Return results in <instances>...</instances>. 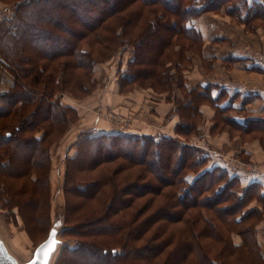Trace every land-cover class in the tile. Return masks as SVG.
<instances>
[{"label":"trees","instance_id":"obj_1","mask_svg":"<svg viewBox=\"0 0 264 264\" xmlns=\"http://www.w3.org/2000/svg\"><path fill=\"white\" fill-rule=\"evenodd\" d=\"M37 1L41 2L40 6L25 12L15 23H18L21 33H25L26 29L30 30V34H28L25 41L32 46L35 45L38 50L40 48L43 51V53L40 51L43 57L39 56L40 58L38 60L35 58V62H33L28 58L25 46H21L19 48L20 60H17V62L24 63L29 60L31 64L29 68H27L28 64L19 67L16 60H10L7 63L2 62L8 70H15L13 71L15 77L13 88L15 90L12 93L0 94L1 99H4V101L14 100L13 102H15L8 111L4 110V103H0V163L7 159V165L0 167L6 170H11L14 159L19 158H16L15 154L17 144L20 142L27 143V138L37 143L40 140L34 135L40 130L44 132L43 141L50 139V134H53V131H49V126H43L41 123L34 124L33 122L39 113L45 112V114H48V109L52 110V107H54L46 104L43 108V99L50 97L55 91H67L73 94L74 98H78L80 94H85L88 88L85 85L89 84L92 67L96 63L104 61L117 43L121 45L128 43L129 40L123 39L127 31L133 30L135 35H138L137 41H130L135 45L136 42H141L153 31H156L154 26L160 28L161 21L175 17L178 23L175 22L172 25L176 27V32L171 36L176 35L180 38L179 35L184 34V37L190 40V44L195 45L198 42L202 43L203 38L201 33L191 24L192 18L206 11H215L221 6V4L210 5L211 0H90V5L96 13L92 14L91 10L84 9L81 13L76 10L77 5L89 0H61L59 3L61 6H56V4L48 6L47 1L50 0ZM195 1H197V4ZM138 4H140L137 6L138 8H135L134 5ZM63 7L70 15L68 20L64 19L62 12H60ZM254 10L258 11L260 9L255 7ZM237 13L239 16L242 14L239 9ZM152 15L157 18L159 24L154 23L155 20L153 22L149 21V16ZM27 19L30 20L29 23L31 24L27 23ZM36 22L41 23L40 28L36 27L38 24L35 26ZM15 23L8 20L4 23L6 25H0V34L3 30L0 37L5 36L4 39H0V42L6 43L8 38H14L16 33L13 28H17L14 25ZM76 23L79 25V30L75 32V29H73L76 33L74 35L75 33L68 32L67 25H76ZM45 26L52 29V32L45 29ZM5 43L6 53L10 54L11 52L7 50V43ZM82 45H87V48L83 49ZM6 53H2V55ZM161 58H163V54H156L155 58L151 60V65L156 61L158 71L152 70L150 74H143V70L136 69L133 76H131V73L120 75L119 83H126L124 79L131 82L136 76V79L140 82L145 78L150 80L152 87L159 85L164 90L168 89V86L174 80L168 70L165 69L166 59L162 61ZM133 63L134 61L129 62V65ZM142 65L149 66V61L143 62ZM70 79L75 85L74 89L66 87ZM19 80L22 82L19 83ZM22 92H26V94ZM201 93L204 92L201 90ZM208 100L214 101L216 99L209 97ZM57 107L60 109V105H57ZM214 107H217L221 112L228 109H226V106L218 107L214 105ZM182 108L195 110L194 106H188L187 103ZM66 109L71 112L75 110L69 107ZM66 109L61 107L60 111H56L61 114L62 124L67 120L65 116ZM195 113H197L196 110ZM54 120L50 130H54V126L61 129L62 124L55 125ZM14 121H17L18 124L11 127ZM43 121L49 123V120L43 119ZM227 121L242 132L250 127L249 123L245 125L236 124L231 118ZM254 121L251 122L254 123ZM186 127V124H182L183 129ZM13 128L16 132H20V135L16 136V138H19L17 143H14L15 137H12ZM23 135L27 138L23 139ZM84 138L93 141L90 143L100 142L96 143L98 145L94 150L97 154L102 155L96 166L102 165L103 169L100 171L101 173L91 174L96 170V167H84L78 172L76 179L72 178L76 180V209H78L76 225H83L86 222L93 227L99 225L108 227V230L101 231L104 234L111 235L103 246L113 242L112 235L118 236L117 242L119 245L115 243L108 250L100 249L98 254H101L103 258H116L121 255V251L114 249V247H119L124 252L123 261H126L131 253L137 252L135 247L132 246L134 243L144 241L143 244L148 245L158 241L160 234L167 231L169 227L180 224L186 215L184 225L189 227V230L185 231L187 235L185 236L184 231L181 230L183 234L180 236L173 237L170 235L171 237L162 239L161 244L157 243L146 247L145 250L148 253L144 256L140 255L143 261L158 264L161 262L159 261L161 256V258L164 257L162 263L167 264L168 261L170 262L171 255L178 248L184 250V253H182V259L179 258L174 264H191L188 260L189 257H198L202 264H210L206 260V255L209 254L207 252L209 251L208 247L211 248V253L213 250L221 257L219 260H222L223 254L226 253L225 256L235 255L236 261H241L245 257L242 256L241 252L246 251L245 247L247 245L252 246L254 257L257 256L259 261L262 260L258 254L256 239L253 236L254 231L248 226L241 227L243 229L238 226L250 213L256 214L257 218L260 219L264 208L262 210H250L246 214L241 213L242 215L237 214L238 216L235 214L237 207H240L242 199L248 191H257L258 202L264 204V192L260 191V185L253 184L246 190H242L240 195H237L234 188L240 186L239 180L219 167L203 168L206 158L202 155H196L201 150L187 148L179 144L180 147L177 153L173 151L166 153L161 149L155 151L162 146L173 143L172 137L162 136L156 139L151 136L108 132ZM154 148L157 149L153 150ZM46 150L47 147L42 148V151ZM116 150L118 153L113 156L112 152ZM31 154L33 153L28 152V158ZM117 155H120V157ZM32 159L33 156H31V161H28L27 165H21L18 175L29 178L34 176V181L41 179L46 181L48 163H36L35 165ZM114 160L120 161L115 169L124 174H122L120 180H115L114 171L116 172V170L113 171L108 167ZM81 162V160H78L76 164L78 165ZM170 165H173L171 170H169ZM182 171L183 174H181ZM206 178H208V183L205 185L203 180ZM209 180H211L210 183ZM69 183H71V180ZM30 185L31 188L36 186H34V183H30ZM180 185L182 186L180 187ZM215 185L220 187L214 191L213 198L208 200L209 202L205 199L202 200L200 197L211 186L214 187ZM22 186L25 190V185ZM136 189L139 192L133 194L130 192V190ZM13 197L9 194V203L14 206ZM230 198H235V201H232L231 204L228 202ZM19 200L24 202L21 198ZM135 200H141L137 207H133ZM93 202L97 203L96 207L104 205L107 207L103 208L101 213H98V210L81 211L88 203ZM223 204L224 206H222ZM113 206H116L115 211L111 210ZM147 210L149 212L145 216ZM206 211L212 212V216L207 215ZM233 215L235 217L231 219ZM139 216H143L142 220L139 219ZM207 216L210 221L206 218ZM252 220L256 221L255 219ZM200 224L201 227L195 230L196 225ZM150 231L151 235H149ZM235 231L242 238V243L237 246H233L230 242V235ZM94 233L97 234V231L94 230ZM173 239L175 244L172 245V248L163 252L164 248L170 245ZM88 244L91 245V243ZM218 244H222L219 251L216 250ZM98 247H101V245L96 248ZM77 249L78 246L69 250L76 251ZM96 251H88V254L94 256V254H97ZM204 259L205 263L203 262ZM219 260L217 264H225L224 260H222V263ZM248 260H250L249 263L254 264L251 259ZM153 261L155 263H151ZM240 261L237 264H240Z\"/></svg>","mask_w":264,"mask_h":264},{"label":"rangeland","instance_id":"obj_2","mask_svg":"<svg viewBox=\"0 0 264 264\" xmlns=\"http://www.w3.org/2000/svg\"><path fill=\"white\" fill-rule=\"evenodd\" d=\"M60 2L61 0H52V2L50 0L49 2L47 1V5L54 6L56 4V6H61L59 5ZM40 3L41 2L37 0H0V25H6L4 23L8 20L15 23L18 21V18L23 16L25 12L29 11L31 8L40 6ZM195 3L197 4V1H195ZM219 4H221V6L218 7L217 10L206 11L197 17L192 18L191 24L193 25V21L202 15L208 14V17L213 18L214 16L216 18L223 19L225 24L224 22L213 18L216 19V21H219V26L223 28L222 32L227 34L233 32L234 29L239 26L243 27L244 32H255L258 28L264 27V10H254L255 7H259L258 5L254 3L248 4L247 1L245 3V0L210 1V5L212 6ZM139 5L140 4L134 6L135 8H138L137 6ZM235 6H237L236 10ZM64 8L65 7L61 8V11L58 9V11L62 12L64 19L68 20L70 15ZM247 8L249 12L247 11ZM84 9L91 10L92 14H96L95 11H93V7L90 5V0L88 2L85 1L76 7V10H79L80 13ZM238 9L242 12L240 15L242 18L237 13ZM246 13H248V15H246ZM28 19L26 20L27 23L30 21ZM149 19L150 22L155 20L154 23L159 24L155 16H149ZM175 22L178 23L175 17L161 21L159 24L161 26L160 28L154 26L156 31H153L151 35L141 40V42H136L135 45L130 41H137L139 38L138 35H135L133 30L127 31L126 36L123 39L126 41L129 40L128 43H124L123 45L117 43L110 51V55L108 54V56L105 57L106 59L104 61L96 63L92 67L89 84L87 83L85 85L88 87L85 94H80L78 98H74L72 96L73 94L67 91H55L50 97L43 99V108L46 106V104H48V106L52 105L54 107H52V110L48 109V114H45V112L39 113L33 122L34 124L41 123L43 126H49V131H53V134H50L49 136L50 139L43 141L42 137L44 132L41 130L37 131L34 135L38 140H40L38 142L36 141L37 143H34L30 138H27L25 135H23L22 138H27L28 142H20L17 144L18 146L16 148L15 154L16 158H19L14 159L11 170L2 169L0 167V241L6 251L14 259H16L19 264H22L30 259L31 253L35 247L45 240L48 231L52 227L57 229V237L60 241V244L58 245V248L54 253L53 260L50 264H150L143 261L140 257V255L144 256L146 253H148V251L145 250L146 247L150 245H156L166 237L180 236L183 234L181 230L184 231L185 236L187 235L185 231H188L189 227L184 225L186 221L185 215L180 224L169 227L167 231L159 235V242L154 241L148 245L143 244L144 241L134 243L132 246L135 247L137 252H133V254L131 253V256L129 255L126 258V261H123L124 252L119 247H114V249L116 248L117 251L122 252V254L118 255L116 258L105 259L101 254H98L100 249L108 250L111 245H114L115 243L118 244V236L112 235L113 242L103 246V244L107 239H109L111 235L108 233L104 234L101 231L108 230V227H103L102 225L93 227L86 222L83 225H76V213H78V209H76V180L74 179H76V175L82 170V168H86L88 166L96 167V170L91 174L101 173L100 171H102L103 166H96V163L101 160L102 155L97 154L94 150L96 145H98L96 143L100 142L90 143L93 141L85 139L84 137L101 134V129L103 127H106L107 130L109 128V130H113L111 128L116 127L118 128L119 132L128 130L141 131L144 130V127L146 126L134 123V121L147 119L151 123H158L159 126L158 129L149 128V130L145 128L147 131L145 133L158 131V134L154 136L156 139H159L164 135L166 136L169 133L173 136V143L171 142L168 144V146H162L159 149L154 148L153 150L157 149L155 151H160L161 149L166 153L171 151L177 153L178 148L180 147L179 144H182L187 148L190 147L195 150H201V152L196 153V155H202L206 158V162L204 163L205 166L203 168L208 167V169H211L216 167L214 165L218 163L217 159L219 158L222 161L229 162L234 167L264 171V167L260 166L261 164L264 165V162L259 161L257 158L250 157V155L245 156L242 151V153L237 152L240 145L244 146L249 144L256 140L257 137L263 140L259 141L261 144L264 143V131H260L261 135H258L257 133L258 129L256 126L258 123L254 124L253 126L255 129H253L252 132L255 134H250L252 132L248 133V131L242 132L240 129L235 128L229 121H227L232 115H235V112L219 111V109L214 107L213 103L208 100L207 95L201 93L199 85L193 86L190 82V78H187V74H189V76H191L193 79L195 76L199 78L203 77L205 79L210 78V74H212L214 69L217 67L218 59L215 57L212 59L205 58L203 56L204 50H206V53H208L210 56L217 53L218 51L220 52L222 50V47L220 46L224 45L225 48H228V46L231 43H234L235 40L233 41L232 39L224 37L222 40H216L214 41L215 43H211L210 45L205 44L203 41L202 43L198 42V44L192 45L190 44V40L184 37V34L179 35L180 38L176 37V35L171 36L176 32V27L172 26ZM14 25L17 27L16 29L13 28L16 35L14 38H8L6 40L7 50L11 52L10 54L6 53V48H4L5 42H0V94L12 93L15 90V88H13L15 82L13 71L15 70L12 68V70H8L2 62L7 63L10 60H16L17 62V60H20L19 48H21V46H25L24 48L27 51V56L33 62H35V58L38 60L40 58L39 56H42L41 52L43 53L40 48L38 50L35 45L32 46L30 43L25 41L28 34H30L29 29H26L25 33H21V30L19 31L18 28V23H15ZM40 25V22H36L35 24L37 28H40ZM69 25H67L69 29L68 32L75 33L79 30V25H77V23L76 25ZM139 27L140 24L138 29ZM45 29L52 32V29H49L47 26H45ZM73 29H75V32ZM2 33L3 30L0 35H2ZM74 35H76V33ZM1 38L4 39L5 36H1L0 39ZM8 44H10V46H8ZM82 47L83 49H86L87 45H82ZM2 53H6L7 55H2ZM156 54H163V58H161V60L163 61L166 59L165 69L168 70L169 74L173 77L174 81L170 83L168 89L164 90L163 87L159 85L152 87V82L150 80L145 78L140 82L136 79V76H134V80L131 82H128L126 79H124L126 83H119L120 87L118 86V95L120 97L124 96V100L121 101L122 104L119 105V108L115 110L109 107H103L104 105H102L100 100H98V92L103 91L102 87L107 85V82H109L111 77L116 75L120 81V75H128V73H131V76H133V73L136 71V69L139 71L143 70V74H150L152 70L158 71L156 68V61L151 65V60L155 58ZM133 61L134 63L129 65V62ZM147 61H149V66L142 65L143 62L146 63ZM26 64H28L27 68H29L31 65L29 60L24 63L17 62L19 67H23ZM220 64L226 67L228 66L225 62L224 64L223 62H220ZM20 82L22 81L19 80V83ZM66 87H70L72 89L75 88L72 79L69 80V82L66 84ZM137 88L147 90L151 92V94L154 93V95H156L155 97H157V95H163L166 98L170 108L168 107L167 113L163 119L158 117L159 114H162V112H158L161 110L163 103L159 105L156 101H148L146 105L145 102H147V99L151 98V94L145 98H142L141 103L138 102L133 96L135 94L134 90L136 91ZM104 90L107 89L104 88ZM22 93L26 94V92ZM86 99L87 105L97 110H93L95 113L93 115H96L97 117L102 115L104 118L113 121V124L110 127L105 122L104 124L92 123L91 125L81 123L79 115L76 110H74V107L79 101ZM13 101H4V99H1L0 97V103H4V110L6 111H8L10 107H13L15 103ZM152 102H155V105L149 104ZM185 103H187L188 106H194V109L197 111V113H195V110H192L191 108H182ZM57 105H60V109L61 107L64 109L69 107L74 110L71 112L66 109L65 116L67 120H65L63 124L61 120V114L56 112L57 110L60 111ZM117 113L131 121V128L123 124L122 117H120V115ZM245 117L249 119L248 116ZM43 119L49 120V123H45ZM172 119L177 121L173 133H171L168 129V122ZM53 120L55 125L59 126L62 124L60 127L61 129H58L57 126H54V130H50L52 128L51 124ZM166 123L168 125H166ZM16 124H18L17 121H14L11 127H14ZM182 124H186L187 127L183 129ZM96 127L98 130H91L95 129ZM164 128H167L168 130ZM58 130L62 131L58 132ZM17 135H20V132H16V130L13 128L12 137H15L14 143H17V140L19 139L16 138ZM45 147H47V150L42 151V148ZM187 151H189V149H187ZM28 152L33 153L31 156H33L32 161L35 165L36 163H48L46 181L43 179L34 181V176L29 178L27 176L18 175V172L20 171L19 169L22 167L21 165H27L28 161H31V156L28 158ZM115 153H118V151H113L112 155L115 156ZM215 153H218L221 155V157H217ZM117 156L120 157V155ZM262 159L264 160V158ZM78 160H81L82 162L78 163L77 165L76 162ZM119 164V160H114V162L110 163L108 167L114 171L116 170L115 167ZM3 165H7V159H4V161L0 163V166ZM172 167L173 165H170L169 170H171ZM183 173L184 172L182 171L181 174ZM186 173L188 174V172ZM114 174L115 180H120V178H122L124 175L122 172L119 173V170H116V172L114 171ZM70 180L71 183L68 184ZM203 181V183L206 185L208 183V178ZM210 182L211 180H209V183ZM30 183H34V186H36L31 188ZM22 185H25V190ZM181 186L182 185H180V187ZM218 187L220 186H211L210 189L207 190L200 198L202 200L205 199L206 201L211 200L214 196V191ZM242 188L243 187L241 186H235L234 189L237 192V195L241 194ZM262 190L263 188L260 186V191ZM130 192L133 194L139 191L136 189L130 190ZM9 194L14 196L12 198L15 201L14 206L9 203ZM257 196V191L246 192L244 198L242 199V204L240 207H237L238 209L235 214L242 215L241 213L246 214L247 212H250V210H262V208H264V204L262 203V205L258 202ZM19 198L24 200V202H21ZM140 201L135 200L133 202V207H137V204L140 203ZM232 201H235V198H230L228 202L231 204ZM95 205L97 206L96 202L88 203L81 211L98 210V213H101L103 208L107 207L105 205L102 207H96ZM222 206H224V204ZM115 208L116 206H113L111 210L115 211ZM148 212L149 210H147L145 216L148 214ZM205 213L212 216V212L206 211ZM254 215L256 216V214L253 213H250L249 216L247 215V217L241 224H239L238 227L243 229L241 227L248 226L254 231L253 236L254 239H256L258 254L262 260L259 261L257 256L255 258L252 246L249 247L247 245L245 247L246 251L241 252L242 256H245L244 258L246 259L243 258L241 261H236L235 255L225 256L226 253H224L222 260H224L225 264H237L239 261L240 264H252L249 263L250 260L248 259H251L254 264H264V211L261 213L262 217L260 219ZM233 217L235 216H231V219ZM142 218L143 216H139L140 220H142ZM206 218L210 221L208 216ZM252 219H255L256 221ZM200 227L201 224L196 225L195 230L199 229ZM94 230L97 231V234L94 233ZM149 235H151V231ZM230 242L233 244V246H237L242 243V238L237 231L230 235ZM88 243H91V245ZM173 244H175L174 239L170 245L164 248L163 252L171 249ZM100 245L101 247L96 248ZM76 246H78L76 251L69 250L75 248ZM221 247L222 244H218L216 246V250L219 251ZM208 249L209 251L207 252H209V254L206 255V260L210 264H217L221 257L213 250L211 253V248L208 247ZM95 250H97V254H94V256L88 254V251ZM182 253H184V250L177 248L176 251L171 255L170 262L168 261L167 264H174L179 258L182 259ZM163 259L164 257L161 258L160 256L159 261L161 262L158 264H164L162 263ZM256 259L257 261H255ZM188 260L191 262V264H202L198 257H189ZM222 260L219 261L222 263ZM203 262L205 263V259ZM151 263H155V261Z\"/></svg>","mask_w":264,"mask_h":264},{"label":"crops","instance_id":"obj_3","mask_svg":"<svg viewBox=\"0 0 264 264\" xmlns=\"http://www.w3.org/2000/svg\"><path fill=\"white\" fill-rule=\"evenodd\" d=\"M246 1L248 4L254 3L258 5L260 10L264 8V0H245V3ZM213 18L216 17L213 16ZM213 18L208 17V14H205L193 21V25L202 35L203 42H205V44L207 45H210L211 43H215L214 41L216 40H222L224 37L235 41L234 43H231L228 48H225L224 45L220 46L222 47V50L210 56L208 55V53H206V50H204L203 56L205 58L212 59L213 57H215L218 59L217 67L216 69H214V72L210 74V78L205 79L203 77L199 78L195 76V78L193 79L191 76H189V74H187V78H190V82L193 86L199 85V88L204 92V94L207 95L208 98L210 97L212 99H216L214 101H210L211 103H213V105H216L218 107L226 106V109L228 108V112H235V115H232L230 118L236 124L245 125L246 123H249L248 125L250 127L248 126L249 129L246 130L248 131V133L252 132V130L255 129V127H253L254 124L258 123L256 126L258 129L257 133L258 135H261L260 131H264V64L259 57L264 56V27L258 28L255 32H244L242 26H234L236 27L234 31L227 34L225 32H222L223 28L219 26L218 20L224 22L223 19L216 18L218 19L216 21V19ZM220 62H223V64L225 62L228 66L226 67L224 65H221ZM118 86L120 87L119 80L116 75H113L109 82H107V85H104L102 87L103 91L98 92V100H100V103L104 105L103 107H109L116 110L119 108V105L122 104L121 101L124 100V96L120 97L118 95ZM104 88L107 90H104ZM134 92L135 94L133 96L140 103L142 102V98H145L149 96V94H151V92L140 88H137L136 91L134 90ZM155 96L156 95L152 93L151 98L147 99V102L145 103L146 105L148 101H156L159 105L163 103L161 110L158 112H162L163 115L159 114L158 117H161L163 119V117H165L167 113L168 107L170 108V105L163 95H157V97ZM149 104L155 105V102ZM74 108L78 113L82 124H104L105 122L109 125V127L113 124V121L104 118V116L102 115H100V117L93 115L95 114L93 112L95 108L87 105V99L79 101ZM119 115L120 117H122L123 124L131 128V121L123 117L121 114ZM245 116H248L249 119H247ZM252 120H255L254 123L251 122ZM134 123L142 124L146 127H144V130L141 131L128 130L121 131L120 133L123 132V134L126 133L128 135L151 137H154L156 134H158V131L145 133L147 132L145 128L158 129V123H151L147 119H140L134 121ZM168 123L169 125L167 123L166 125H168V129L170 130V132L173 133L177 121H174L172 119ZM96 129L97 127L91 130L93 131ZM109 129L107 130L106 127H103L101 129V132L116 133V127L111 128L113 130ZM250 134L255 133L252 132ZM166 136L173 137L170 133ZM259 141L263 140L257 137L256 140L252 141L249 144H246L244 146L240 145L237 152H243L245 156L250 155V157L257 158L259 159V161L264 162V160L262 159L264 158V143L261 144ZM215 154L217 155V157H221V155H219L218 153ZM217 161L218 163H216V165L214 166L226 170L231 176H235L239 180L240 186L243 187L242 190H246L253 184H258L262 186V191L264 192L263 170H251L242 167H234L229 162L222 161L219 158L217 159ZM260 166L264 167L263 164H261Z\"/></svg>","mask_w":264,"mask_h":264},{"label":"water","instance_id":"obj_4","mask_svg":"<svg viewBox=\"0 0 264 264\" xmlns=\"http://www.w3.org/2000/svg\"><path fill=\"white\" fill-rule=\"evenodd\" d=\"M57 229L50 228L45 240L35 247L30 259L22 264H50L53 260L60 241L57 237ZM0 264H19L4 248L0 241Z\"/></svg>","mask_w":264,"mask_h":264},{"label":"built area","instance_id":"obj_5","mask_svg":"<svg viewBox=\"0 0 264 264\" xmlns=\"http://www.w3.org/2000/svg\"><path fill=\"white\" fill-rule=\"evenodd\" d=\"M259 58L261 59L262 63L264 64V56H260ZM115 130H116V132L119 131L118 128H116Z\"/></svg>","mask_w":264,"mask_h":264}]
</instances>
